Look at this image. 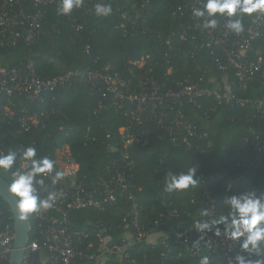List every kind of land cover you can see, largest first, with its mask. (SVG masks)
<instances>
[{"label": "trees", "instance_id": "obj_1", "mask_svg": "<svg viewBox=\"0 0 264 264\" xmlns=\"http://www.w3.org/2000/svg\"><path fill=\"white\" fill-rule=\"evenodd\" d=\"M142 1L134 0L133 7L126 0H106L113 8L108 17L94 14L93 6L98 0H85L81 8L73 9L69 15L57 14L58 1L49 4L45 8L42 34L32 43L19 41L2 48L0 67H13L32 59L40 79L46 81L67 70H100L109 63L135 84L129 61L150 54L153 62L160 63L154 70L160 81L171 82L163 76L166 71L163 59H169L174 66L171 78L202 74V84L217 88L221 98L211 96L199 98L196 103L185 102L183 110L196 127L195 135L189 137L191 148L181 141L173 144L165 130L147 145L125 148L133 160L127 174L139 206L134 207L117 190L116 203L74 210L70 220L89 234L85 245L92 242L93 249L98 251L102 243L97 232L102 226H106L102 236L108 244L116 246L123 239H132L136 230L129 223V214L136 211L139 224L147 232L160 233L153 241H135L128 247V258L136 264H200L203 256H208L212 264H230L237 254H248L241 252L239 245L232 246V240L223 235V225H212L211 230L203 231L205 238H199L194 220L211 224V218L200 213L204 209L212 216L226 212V195L253 189L264 191V151L258 152L253 144L256 137L264 139V116L257 106L241 102L264 101L263 71L255 72L252 80L240 86L235 70L219 69L216 59L224 58V53L215 46L205 45L206 34L197 32L196 40L179 39L182 22L204 21L205 18L192 14L193 7L200 6V0H148L146 7L141 6ZM217 19L215 35L223 28L228 29L225 25L229 18L217 16ZM255 21L259 32L250 39L247 31ZM243 22L245 30L240 34L228 29V46L249 40L250 56L264 58V15L259 18L258 13L245 14ZM168 37H172L171 46L166 43ZM197 67L199 73L195 72ZM92 90L91 83L77 80L72 86L45 92L37 100L0 97V139L4 147L16 151L22 145L24 148L32 145L38 149V157L55 160L56 149L68 145L80 164V178L102 179L114 162L123 163L124 149L118 129L129 118L110 99L106 107L99 108V92L92 94ZM19 102L37 116V123L30 133L14 135L8 130L5 112L20 107ZM112 142L117 143V151L108 150ZM19 155L13 170L21 165ZM192 162L198 166L200 184L182 192H165L163 178L167 172H186L185 165ZM0 172L10 183L11 171ZM1 201L5 220L14 224L9 205L3 198ZM29 218L31 240L40 233L32 214ZM217 227L221 229L220 236L215 234ZM226 250L230 256L224 255ZM107 258L105 264L118 260L116 256ZM250 258L264 259L255 255ZM72 264L104 263L75 259Z\"/></svg>", "mask_w": 264, "mask_h": 264}, {"label": "built area", "instance_id": "obj_2", "mask_svg": "<svg viewBox=\"0 0 264 264\" xmlns=\"http://www.w3.org/2000/svg\"><path fill=\"white\" fill-rule=\"evenodd\" d=\"M58 0H0V50L7 46L17 44L19 41L32 43L43 32L45 8ZM132 3L134 0H126ZM133 7L136 4L132 3ZM148 5V0L141 2L142 7ZM262 18V14L258 13ZM179 39L187 41L189 38L197 39V32L206 34L204 43L207 46H215L224 53V58H217L216 62L220 70L233 69L239 79V85L243 86L253 79L254 73L262 70L264 75V58L261 55L250 56L252 50L249 40L235 41L230 47L229 30L222 29L219 34H214V29H206L203 22H182ZM257 21L248 29L250 39L258 35ZM160 36V35H159ZM166 43L172 45V37H168ZM130 72L136 80L133 84L125 79L121 72L111 64H106L100 70H67L60 75L43 81L40 79L34 61L32 59L13 67H0V97L6 95L12 99L17 96L26 100H37L48 91L74 85L77 80L92 84V94L99 92V108L106 107L110 99L117 110L124 109L129 118L127 124L118 129L119 142L122 143V160L114 162V167L108 168L107 175L102 179L86 180L80 178V164L72 154L70 147L64 145L57 148L54 154L58 161V169L66 171L63 181L53 185L49 178L46 183L47 190H55L58 199L50 209L37 211L32 214L37 223L39 235L29 240L22 264H72L75 259H88L106 263L108 257L116 256L108 264H136L129 259L126 250L135 241H153L159 232H147L139 224L138 214L132 211L129 223L135 228L132 239H123L119 245L113 246L104 241L102 236L106 226H102L97 232V237L102 247L97 251L94 244L85 245L88 237L87 231L76 226L70 220V214L74 210L84 208H102L118 201L116 191L120 196L129 198L134 207H138V201L130 184V176L127 170H131L133 160L125 148L130 145H147L149 141L160 131H167L171 135L173 144L183 142L189 148L192 147L189 137L195 135L196 127L193 126L184 110L185 102L196 103L199 98L216 96L221 98L217 88H211L202 84L203 75L184 74L181 77L171 78L175 73L174 66L169 59H163L165 72L163 74L171 82L160 81L154 75L155 68L160 64L153 62L150 54H142L129 61ZM196 73L200 68L195 69ZM244 104L257 106L264 116V101L242 100ZM15 110L5 112L8 130L14 135L30 133L37 116L32 114L28 107L18 103ZM110 135H108L109 137ZM254 147L258 152L264 151V139L256 137ZM23 145L15 152L19 155L23 151ZM117 143L108 144V150L117 151ZM9 150L4 147L0 139V154H7ZM22 163V161H21ZM110 176V177H109ZM127 193V194H126ZM42 196L47 191H41ZM0 194V264H9L10 255L14 248L15 223L5 220V210L1 204ZM195 233L204 239L206 234L197 227ZM232 246H238L239 241H231ZM231 249V248H230ZM230 256V251L224 252Z\"/></svg>", "mask_w": 264, "mask_h": 264}, {"label": "clouds", "instance_id": "obj_3", "mask_svg": "<svg viewBox=\"0 0 264 264\" xmlns=\"http://www.w3.org/2000/svg\"><path fill=\"white\" fill-rule=\"evenodd\" d=\"M85 0H58L57 14L69 15L75 8H81ZM94 14L97 17H108L112 14L111 3L98 0L94 4ZM259 13L264 15V0H200L199 7H193L192 14L196 18H205L203 27L215 29L218 25L217 16H226L228 22L225 27L236 34L245 30L243 17L245 14ZM18 155L15 151L0 154V170L11 171L9 191L17 197L16 208L21 219H27L31 214L50 209L58 199L55 190L48 191L46 178H50L53 185L63 181L66 171L59 170L58 161L47 156L38 157L35 146H26L19 155L22 161L19 168L13 170ZM186 172L169 170L163 178L164 191L167 193L182 192L196 188L200 184L197 176L198 166L191 163L185 165ZM47 191L46 196L41 191ZM224 203L227 211L212 216L208 209H204L200 216L210 217L211 224L206 220H194L195 226L203 232L211 230L212 225H223V235L231 240L239 241L241 252L248 256L237 254L230 264H264V259H251L255 255L264 257V191L246 190L226 195ZM217 236L221 229L216 228ZM200 264H212L208 256H203Z\"/></svg>", "mask_w": 264, "mask_h": 264}, {"label": "water", "instance_id": "obj_4", "mask_svg": "<svg viewBox=\"0 0 264 264\" xmlns=\"http://www.w3.org/2000/svg\"><path fill=\"white\" fill-rule=\"evenodd\" d=\"M0 194L4 201L9 205L13 213L15 223L14 248L10 255L9 264H22L25 248L30 237V218L21 219L20 213L16 208L17 197L9 191V182L0 172Z\"/></svg>", "mask_w": 264, "mask_h": 264}]
</instances>
